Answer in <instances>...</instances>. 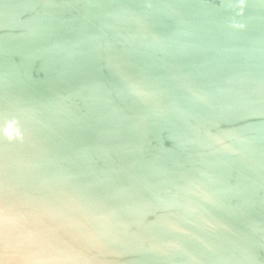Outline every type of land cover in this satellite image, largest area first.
<instances>
[{
  "label": "water",
  "instance_id": "water-1",
  "mask_svg": "<svg viewBox=\"0 0 264 264\" xmlns=\"http://www.w3.org/2000/svg\"><path fill=\"white\" fill-rule=\"evenodd\" d=\"M0 264H264V0H0Z\"/></svg>",
  "mask_w": 264,
  "mask_h": 264
}]
</instances>
